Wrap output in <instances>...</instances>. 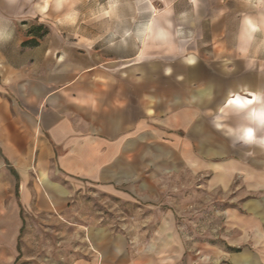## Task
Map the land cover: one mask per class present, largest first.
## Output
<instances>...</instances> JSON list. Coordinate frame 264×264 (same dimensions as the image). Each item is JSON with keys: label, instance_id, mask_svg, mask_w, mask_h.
<instances>
[{"label": "crops", "instance_id": "crops-1", "mask_svg": "<svg viewBox=\"0 0 264 264\" xmlns=\"http://www.w3.org/2000/svg\"><path fill=\"white\" fill-rule=\"evenodd\" d=\"M44 2L0 0V26L13 34L0 43L2 245L13 247L35 219L77 224L76 197L126 199L150 160L231 193L227 250L215 258L264 264V149L234 143L211 123L250 126L245 108L264 109L253 96L264 98V0H103L87 24L80 1L56 4L54 15L40 10ZM90 210L86 232H76L83 247L55 250L58 264H206L173 220L135 251L126 236L94 227Z\"/></svg>", "mask_w": 264, "mask_h": 264}, {"label": "rangeland", "instance_id": "rangeland-1", "mask_svg": "<svg viewBox=\"0 0 264 264\" xmlns=\"http://www.w3.org/2000/svg\"><path fill=\"white\" fill-rule=\"evenodd\" d=\"M102 1L49 0V4L54 15L56 4L58 7L62 4L63 10H67L79 2V9L85 16L84 24H87L98 19L93 13ZM258 5L256 1L255 6ZM248 108H245V117L252 110ZM151 164L150 160L144 161L142 183L137 184V190L127 194L126 199L96 193L95 196L88 194V197L86 194L76 197L77 211L83 214L76 220L77 224L60 225L52 220L39 222L35 219L32 225L20 232L10 249L0 242V264H58L53 256L55 250L62 248L69 253L76 245L83 247L84 241L75 239L78 238L76 232H86L85 222L92 221L88 218L91 208L98 213L92 225L102 227L104 224L112 234L126 236L129 250L151 248L153 234L161 227H167L163 224L170 219L175 222L174 231L180 234L183 244L196 261L230 264L226 258H215V252L217 248L227 250L223 219L230 205L231 193L207 190L203 185L204 178L185 171L167 175L161 162L158 169ZM99 216L105 217L104 223ZM9 237L10 230L4 235L5 239Z\"/></svg>", "mask_w": 264, "mask_h": 264}, {"label": "clouds", "instance_id": "clouds-1", "mask_svg": "<svg viewBox=\"0 0 264 264\" xmlns=\"http://www.w3.org/2000/svg\"><path fill=\"white\" fill-rule=\"evenodd\" d=\"M252 33H256L259 31L258 28L253 27L252 28ZM12 32L9 31L7 28L0 26V43H5L7 41H10L12 39ZM239 40V37H238ZM249 40L255 42V37L254 35L249 36ZM238 51L241 55V58H246L249 53V48L248 47H242L239 46L238 44ZM260 52V47L258 46L256 49V53L259 54ZM196 61H189L188 64L192 65L195 64ZM247 68V66H246ZM249 70H252L251 68H247ZM172 71L171 68H166L165 73L170 74ZM239 96V95H236ZM253 96L256 98L262 99V102H264V98H261L260 93H253ZM251 103L255 104L256 99L253 98H248ZM228 102V101H227ZM226 102V103H227ZM248 100L245 101L247 103ZM237 104L241 108L245 106L244 103H241L240 101H236ZM246 120L248 125L250 126H242V127H225L219 122V117L213 118L211 120L212 126L217 130L221 131L226 137L231 139L234 143L237 144H244V145H255L259 148L264 149V136H258L257 135V130L258 129H264V109H256L253 108L249 114L246 115Z\"/></svg>", "mask_w": 264, "mask_h": 264}, {"label": "bare ground", "instance_id": "bare-ground-1", "mask_svg": "<svg viewBox=\"0 0 264 264\" xmlns=\"http://www.w3.org/2000/svg\"><path fill=\"white\" fill-rule=\"evenodd\" d=\"M49 7H50L49 0H45L44 4H42V6H40V10L41 11H47L49 9Z\"/></svg>", "mask_w": 264, "mask_h": 264}]
</instances>
